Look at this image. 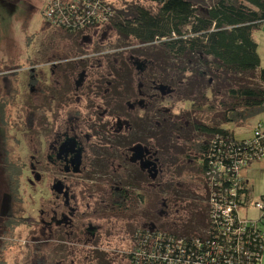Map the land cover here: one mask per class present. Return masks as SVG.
Instances as JSON below:
<instances>
[{
    "label": "rangeland",
    "instance_id": "374dc122",
    "mask_svg": "<svg viewBox=\"0 0 264 264\" xmlns=\"http://www.w3.org/2000/svg\"><path fill=\"white\" fill-rule=\"evenodd\" d=\"M48 1L18 0L12 9L7 4H0V73L3 74L0 76V107L4 106L8 123L4 135L9 138L15 157L20 156L21 162L28 164L32 156L28 146H24L27 137H44L45 133L40 130L37 123L30 129L24 125V109L28 105L33 110L38 109L43 105L41 98L47 103L48 92L55 95L60 89L62 91L64 89L68 94L69 92L74 94L70 97L71 107H79L84 120L93 122L90 116L94 112H99L98 117L102 120V126L96 131L88 127L90 123L84 122L83 124L81 122L83 127L85 125L84 129H80V136L83 137L86 148L84 168L88 170L80 176V183L96 186L102 185L100 179L104 174L101 172L103 164H93L94 154L87 151L93 136L109 134L112 137L121 135L129 138L135 133L129 120L117 116V110L122 114L125 112L134 116L142 115L143 122L148 121L152 124L147 127L148 134L143 130L137 136L144 139L151 138L152 134L156 136L159 151L152 150L151 140L147 141L145 146L137 144L135 141L138 139L120 150L114 148L116 157L113 158L116 161L112 167L117 172L112 184H119V181L125 180L126 177L128 180L132 174L135 175L140 168L142 169L143 162L146 166L148 161H153V156L154 158L157 156L161 168L159 185L156 187L157 182H154L153 186L145 187L144 190L134 188L130 190L134 196L141 194L144 198H138L133 204L135 206L128 209L123 245L116 242L117 237L114 235L108 241L110 244L102 246L101 251H95L94 264H130L128 255L125 259L120 252L123 250L131 252L134 246L133 234L136 230L163 228L167 233L172 229L183 231V228L190 225L186 216L191 212L205 210L206 204L201 201V196H204L203 187L194 181L198 173V163L194 161L197 154L193 148V143L199 135L196 128L214 124L215 115L218 116L222 109L220 103L226 100L230 102L225 91L234 85L235 79L228 77L219 81L203 79L197 93L200 95L206 93V101H202L200 106L198 103H192L193 99L185 101L184 95H180L181 91L178 90V83L181 81L175 82L173 73L164 75L159 72L156 64L157 54L154 55V59L151 57L155 52L147 53L145 56L137 55L134 53L136 43L119 39L110 23L90 31L85 30L83 33L67 32L53 26L43 16ZM212 1L215 0H200L201 6L206 7L204 2L208 4ZM110 3L116 12L136 5L153 11L158 9L155 3L148 0H110ZM254 37L261 59L260 69H264V30L255 32ZM67 61L74 64L68 67L70 69L61 67ZM32 84L34 86H31ZM41 89L47 92L43 97L37 96ZM216 92L220 93L219 96ZM113 96L115 100L110 99ZM35 97L40 99L36 100ZM106 109H110L112 114H106ZM260 122L264 123V113L241 125L220 126L229 130L240 141L250 138L253 129ZM91 125L94 126L93 123ZM14 139L22 144L15 145ZM119 159H122L121 162ZM153 167L155 163L148 170H153ZM122 173L125 176L120 178ZM246 179L249 181L251 199L257 201L264 197V159L247 168ZM127 180L126 184H137L139 181L132 180L131 177L130 183ZM21 184L23 190L28 191L29 186L25 177ZM35 191L36 194L31 196L32 201L25 199L27 212H31L40 204L39 190ZM27 212L24 216H27ZM256 214L251 208L250 216L254 217ZM29 225V223L18 225L15 231L16 239L8 247L5 256L8 264H16L17 260H23L25 257L24 241L34 228L30 229ZM111 225H114V222ZM81 264L85 262L82 261Z\"/></svg>",
    "mask_w": 264,
    "mask_h": 264
},
{
    "label": "flooded vegetation",
    "instance_id": "af4514ba",
    "mask_svg": "<svg viewBox=\"0 0 264 264\" xmlns=\"http://www.w3.org/2000/svg\"><path fill=\"white\" fill-rule=\"evenodd\" d=\"M11 1L15 2L0 0V4H7L12 9L18 0ZM75 64L79 65L78 62ZM72 65L74 64L67 61L61 67L70 69L68 67ZM38 92L37 96L41 97L47 94L43 89ZM72 96L74 94H68L64 89H60L55 95L48 92L47 103H44L42 98L35 97L36 100L39 98L43 105L36 110L29 105L24 109V125L30 129L37 123L45 133L44 137H27L24 146H28L32 156L28 164L22 163L20 156L15 157L9 138L4 135L8 123L3 119L5 117L0 116V264H8L5 256L8 247L16 239L15 231L21 223H29V228H34L24 241L25 257L23 260H17L16 264H81L82 261L85 264H94L95 251H101L102 246L110 244L108 241L114 235L117 237L116 242L123 245L128 209L135 206L133 204L138 198H144L141 194L134 196L130 190H144L145 187L153 186L154 182H157L156 187L159 185L161 168L157 156H153V161H148L146 166L143 162L142 169L130 176L132 180H139L137 184H126L127 177L123 181L121 179L119 184H112L117 172L113 170L116 161L113 158L116 157L114 148L120 150L138 139L135 142L145 146L147 141L151 140L152 150L159 151L156 136L152 134L148 139L137 136L143 130L148 134L147 127L152 124L143 122L142 115L134 116L125 112L122 114L118 110L117 116L129 120L135 133L129 138L121 135H94L87 151L94 154L93 164H103L101 172L104 176L100 179L102 185L80 183V176L88 171L84 168L86 148L83 137L80 136V129H84V122L90 123L88 127L96 131L102 126V120L98 117L99 112L90 116L93 122L84 120L79 107H71ZM114 96L110 99L115 100ZM105 113L111 115L112 111L106 109ZM13 143L17 146L22 144L17 139H14ZM119 160L121 162L122 159ZM153 162L155 167L149 171V167L154 166ZM121 166L120 163L119 170L122 169ZM124 176L122 173L119 177ZM23 177L29 186L28 191L23 190ZM130 177L127 180L129 183ZM36 189L39 190L40 204L31 212H27L25 199L32 201L31 196L36 194ZM26 212L27 216H24ZM113 222L114 225H111ZM155 230L156 228H141L134 232L133 237ZM126 253V250L120 252L125 259L128 254Z\"/></svg>",
    "mask_w": 264,
    "mask_h": 264
},
{
    "label": "trees",
    "instance_id": "16d2710c",
    "mask_svg": "<svg viewBox=\"0 0 264 264\" xmlns=\"http://www.w3.org/2000/svg\"><path fill=\"white\" fill-rule=\"evenodd\" d=\"M150 1L157 5V11L141 5L122 8L109 23L119 39L136 43L134 53L137 55L155 52L151 56L154 59L157 54L159 72L173 73L175 82L181 81L178 90L185 101L193 99L191 102L199 106L206 101V93H197L203 79H235L234 85L225 91L230 102L220 103L222 109L218 116L215 115L214 124L196 128L199 135L193 148L197 154L194 161L198 163V173L194 181L203 187L204 196L200 200L206 204L205 210L186 216L190 225L183 231L172 229L168 232L172 237L186 238L189 243L190 238L205 237L204 233L212 227L205 180L210 179L209 172L221 169L222 165L227 167L229 163L227 148H216L220 144L217 138L243 141L220 125H241L264 113V69H260L261 59L254 37L264 24V0H215L204 2L206 7L201 6L200 0ZM3 107H0V116L5 117ZM248 182L246 179L242 187L250 194ZM222 183L230 185L224 178Z\"/></svg>",
    "mask_w": 264,
    "mask_h": 264
},
{
    "label": "built area",
    "instance_id": "2783aa9c",
    "mask_svg": "<svg viewBox=\"0 0 264 264\" xmlns=\"http://www.w3.org/2000/svg\"><path fill=\"white\" fill-rule=\"evenodd\" d=\"M115 14L110 0H49L43 11L51 25L72 33L109 24ZM216 141L217 149L227 148L229 163L209 172L205 180L212 227L205 237L190 238L189 243L158 229L136 234L127 254L130 264H264V197L253 201L242 187L247 168L264 159V123L242 142ZM223 178L230 185L223 184ZM251 208L257 213L254 217Z\"/></svg>",
    "mask_w": 264,
    "mask_h": 264
},
{
    "label": "crops",
    "instance_id": "0c3cea01",
    "mask_svg": "<svg viewBox=\"0 0 264 264\" xmlns=\"http://www.w3.org/2000/svg\"><path fill=\"white\" fill-rule=\"evenodd\" d=\"M260 30H264V24L262 25L261 29Z\"/></svg>",
    "mask_w": 264,
    "mask_h": 264
}]
</instances>
